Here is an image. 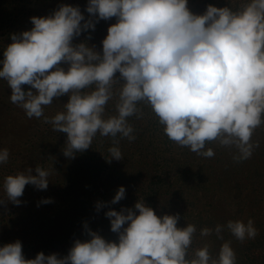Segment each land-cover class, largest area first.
Returning a JSON list of instances; mask_svg holds the SVG:
<instances>
[{"label": "clouds", "instance_id": "obj_1", "mask_svg": "<svg viewBox=\"0 0 264 264\" xmlns=\"http://www.w3.org/2000/svg\"><path fill=\"white\" fill-rule=\"evenodd\" d=\"M86 11L96 22L116 18L102 54L86 43L73 45L95 24L92 19L81 24L79 7L61 5L52 15L32 17L30 31L13 34L0 60L10 102L29 119L43 117L53 131L67 134L65 157L89 149L99 134L112 139L111 159L121 160L118 137L135 139L128 118H142L140 104L179 147L211 158L214 151L205 149L215 142L234 148L237 162L251 157L259 146L252 137L264 125V0H245L235 10L209 5L202 15L189 10L188 0H89ZM65 95L64 110L45 116V107ZM114 99L115 114L106 115ZM8 159V149L0 150V164ZM31 172L4 178L7 200L0 204L19 205L29 184L47 189L49 172L39 166L35 176ZM124 196L121 187L111 203ZM135 209L138 215L130 209L106 213L118 243L88 231L91 239L75 241L64 258L39 253L25 259L16 241L0 247V264H236L230 241L214 257L207 243L192 248L197 228L177 227L179 214L157 216L144 201ZM225 228L240 242L258 235L251 219L204 227L199 234L223 240Z\"/></svg>", "mask_w": 264, "mask_h": 264}, {"label": "trees", "instance_id": "obj_2", "mask_svg": "<svg viewBox=\"0 0 264 264\" xmlns=\"http://www.w3.org/2000/svg\"><path fill=\"white\" fill-rule=\"evenodd\" d=\"M88 2L0 0V60L6 46L12 43L13 34L30 31L34 26L32 17L52 15L61 5L79 7L85 18L81 24L89 19L95 24L94 31H82L73 45L86 43L102 54V41L116 18L96 22L97 18L86 11ZM243 2L188 0V8L193 14L202 15L209 5L235 10ZM116 77L119 78V73ZM118 88L116 85L114 90ZM24 90L31 89L24 86ZM10 95L7 82L0 79V150L9 151L8 162L0 164V199L7 200L4 178L28 168L33 176L37 166L47 170L49 183L46 190L26 185L18 198L19 205L10 201L0 204V247L20 241L25 259H35L39 253L66 257L75 241L91 239L88 231L118 243L119 234L111 231L106 213L130 209L138 215L135 204L144 201L157 216L179 214L177 227L194 224L197 232L192 248L207 243L215 257L221 245L230 241L236 264H264V125L252 137L259 146L250 158L237 162L233 159L234 148L215 142L206 145L205 150L214 151L213 157L206 158L169 140L151 109L140 104L142 118H128L135 139L118 137L121 160L111 159L108 150L113 147L112 139L99 134L89 149L68 158L62 151L67 134L53 131L43 117L29 119L23 109L10 102ZM67 102V95L54 99L45 107L44 115L52 117L63 111ZM115 102V99L108 102L106 115L115 114ZM121 187L125 189L124 198L111 203ZM249 219L258 231L254 239L240 242L226 228L223 240L215 234L209 237L199 234L204 227L214 229L230 220L247 223Z\"/></svg>", "mask_w": 264, "mask_h": 264}]
</instances>
